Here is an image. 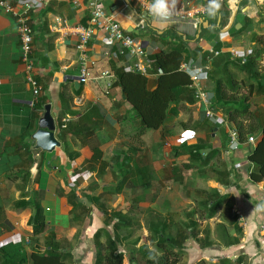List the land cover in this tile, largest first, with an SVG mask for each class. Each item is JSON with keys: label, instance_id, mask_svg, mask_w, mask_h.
Segmentation results:
<instances>
[{"label": "crops", "instance_id": "obj_1", "mask_svg": "<svg viewBox=\"0 0 264 264\" xmlns=\"http://www.w3.org/2000/svg\"><path fill=\"white\" fill-rule=\"evenodd\" d=\"M7 1L15 4L22 0ZM30 1L33 74L42 87L33 106L17 23L0 7V264H31L34 250L44 251L51 246L67 254L66 264H79V258L80 264H94L97 242L105 245L106 233L112 239L116 237L117 251L126 254L124 264H144L133 248L148 246L154 250V231L165 226L166 230L175 211L188 207L185 212H189L199 203L197 210L201 211L203 222L210 223H195L197 238L183 243L182 256L176 264H195L200 259L219 264L223 258L234 264L240 255L245 256V264H264V182L250 180L253 165L247 158L258 134H251L255 138L252 144L240 143L229 149L227 134L235 128L217 108L214 119L205 118L196 100L181 102L176 113L168 114L158 129L139 135V120L121 88L113 85L115 77L109 87L107 78L74 84L81 56L77 39L67 28L58 27L56 20L69 26L88 24L91 0ZM218 2L219 8H212L211 0H166L167 10L176 5L205 7L206 13L196 15V27L192 21L174 16L155 19L137 0H101L99 6L119 22L125 33L143 43L149 59L157 52L181 47L183 61L196 68L207 65L199 82L211 93L214 82L208 72L213 61L221 64L226 57L239 60L221 74L231 73L240 83L247 76L240 65L254 50L261 49L258 80L264 85V0ZM211 46L219 51L218 55L208 52ZM87 51L89 71L94 77L105 69L113 74L112 68H123L126 60L117 47L109 51L100 31L88 42ZM106 51L108 54H104ZM149 63L148 60V66ZM145 76L148 87L154 88L157 71L148 67ZM261 87L263 91L253 93L251 100L253 106L259 107L264 121V86ZM245 89L242 87L241 91ZM40 98H45L41 109L35 107ZM46 105L51 108L61 140L60 147L52 151L36 148L32 138ZM196 144L200 145L202 156L212 149L220 152L202 165L191 155ZM96 150L100 157L92 159ZM101 161L108 164L102 167ZM98 168L116 175V189L105 192L110 186L104 179L94 177ZM210 168L206 180L199 177ZM194 170H199L195 179L211 190L210 195L205 196L206 190L191 185L189 177ZM130 183L129 194L134 203L127 209L124 199L129 198L125 194L119 197ZM141 193H148L149 210L144 211L155 220L146 226L140 219L144 215ZM115 195L118 200L110 204ZM218 195L226 197L224 203L215 210L209 209ZM72 202H82L90 209L88 214L78 216V210L72 211ZM228 202L232 203L230 209ZM35 205L45 223L37 236L32 235L31 224ZM115 212L126 214L132 223L128 227L122 223L114 229L118 220L113 216ZM159 213L164 216L161 220ZM228 214L235 216V223L225 219ZM198 218L195 212L194 221L201 222ZM186 221L189 218L180 223ZM215 223L223 228V235L218 234V238ZM102 229L105 231L99 233L96 241L95 234ZM206 231L209 244L203 245L201 238ZM148 233L151 240L148 238L146 243Z\"/></svg>", "mask_w": 264, "mask_h": 264}, {"label": "trees", "instance_id": "obj_2", "mask_svg": "<svg viewBox=\"0 0 264 264\" xmlns=\"http://www.w3.org/2000/svg\"><path fill=\"white\" fill-rule=\"evenodd\" d=\"M181 47H175L167 51H160L152 55L149 59V67L152 70L157 71L161 69V73H158L156 86L154 88L148 87V78L137 71H127L122 67L112 68L114 81L113 85H118L121 88L122 95L126 101H128L133 110L134 116L139 120L137 128L138 134L141 135L149 129H158L165 121L168 114L176 113V110L181 102L187 101L193 103L197 100L194 94V89L190 86L191 79L188 73L180 68V64L183 60V53ZM261 49L254 50L246 60L240 65V68L246 72V77H243L241 82L238 83L231 73H224L227 70L229 64L233 62H239V60L226 57L221 64L212 62L209 77L214 82L213 89V108L220 110L226 118V121L231 124L238 131V139L241 143H245L248 136L251 134H258L255 144L250 148L248 153V161L253 165V168L249 172V178L253 182H264V121L260 118L259 107L252 105L251 95L253 93H259L263 91L258 80V67L257 61L261 57ZM253 79V80H251ZM264 84V83H263ZM245 87V91H241V88ZM64 93L61 91L60 96ZM45 98H40L36 103V108H43ZM61 135L63 131L60 125ZM200 145L196 144L192 147L191 155L195 160L201 161L202 165H206L210 158L219 154L218 149H212L208 152L207 156L199 151ZM92 159L100 157L98 150L94 151ZM108 163L101 161V166H106ZM130 170H125L128 173ZM130 173V172H129ZM124 179H121V181ZM118 189V188H117ZM111 189H105V192H109ZM226 197L216 196V201L210 204L209 209L215 210V208L221 206ZM72 211L78 210V216L88 214L89 208L83 205L82 202H72ZM232 203H227V208L230 209ZM133 211V208H130ZM211 214V213H210ZM193 217L194 212H191ZM117 221L114 222V229L124 223V226L128 227V224L132 223V220L127 218L120 212L113 214ZM127 219H125V218ZM191 216L189 221L178 223L174 235H165L164 229L154 231L153 238L156 241L152 244L155 249L150 250L148 246H144V252L139 255L145 264H176L178 261L179 253H182L183 243L191 237L197 238V229L194 219ZM124 219V220H123ZM231 220H235V216L231 215ZM31 224L33 227L32 235L37 236L42 233L45 228L43 216L40 212L38 205L34 207V214L31 218ZM237 231L238 228H236ZM105 231L100 230L95 234L96 241L99 237V233ZM208 231L205 232V236L201 238L202 244L209 242ZM107 234V240L105 245L97 242L96 256L94 264H124L126 254L117 251L116 237L111 238L109 233ZM132 231L130 232V236ZM237 242L238 238H234ZM201 245V243H200ZM201 245V246H203ZM102 248L106 249L102 252ZM157 252L160 255L157 256ZM178 254V255H177ZM173 255V258L170 256ZM31 264H66L67 254H64L54 247H50L42 250H34L30 254ZM242 257L239 256L234 264H241ZM195 264H210L204 259H200ZM219 264H228V260L223 258L219 261Z\"/></svg>", "mask_w": 264, "mask_h": 264}, {"label": "built area", "instance_id": "obj_3", "mask_svg": "<svg viewBox=\"0 0 264 264\" xmlns=\"http://www.w3.org/2000/svg\"><path fill=\"white\" fill-rule=\"evenodd\" d=\"M101 0L90 1V17L88 24H76L69 26L65 21L57 19L56 23L58 27L67 28L68 32L74 35L77 39L76 48L80 51L79 60V75L77 76L80 83H85L90 79L107 78L109 83L107 87L111 86L113 74L110 70H102L98 76H92L90 73V67L88 62V42L94 36L96 31L102 32L105 43L110 51L114 47H117L126 60L123 66L124 70L137 71L143 75H148V60L144 45L141 41L135 39L131 35L125 33L119 24L112 16L108 15L102 7L99 6ZM143 4L147 12L158 19L159 17H175L179 20H190L192 25L196 27V15L206 13V9L203 6H191L189 8L174 6L170 10L164 13H156L152 11V6L155 3L154 0H137ZM0 7L10 14L17 23V29L20 39L21 47V59L25 66L26 78L31 86L33 99L30 105L33 106L37 101V98L42 91L41 85L36 80L33 69L34 61L31 59L32 52V30L29 23L30 12L33 8L30 0L17 1L15 4H11L7 0H0ZM208 52L212 55H218L219 51L215 50L213 46L208 49ZM104 54H108L106 51ZM180 68L187 72L191 79V87L194 89L195 97L205 118L214 119L216 117V110L212 106L213 94L203 84H200L201 74L203 69H208L207 65L196 68L195 65L190 64L187 61H183L180 64ZM157 73H161V69L157 70ZM228 148L234 149L241 143L238 139V134L235 129L228 131ZM255 138L253 135H249L245 142L252 144ZM261 231L264 233V217L261 221Z\"/></svg>", "mask_w": 264, "mask_h": 264}, {"label": "rangeland", "instance_id": "obj_4", "mask_svg": "<svg viewBox=\"0 0 264 264\" xmlns=\"http://www.w3.org/2000/svg\"><path fill=\"white\" fill-rule=\"evenodd\" d=\"M110 170V169H109ZM94 171H96V173H95V176L94 177H98L99 179L98 180H100V179H104V181L105 182H108L107 184L110 186L109 188L110 189H113V188H115V186L117 185V180H116V178L114 179V176L116 177V175L112 172H106L104 169H100V168H98V169H96V170H94ZM108 171V170H107ZM199 170H194L193 171V174H191V176H192V178H190L189 176V179H191V185L193 186V187H195V188H198V189H201V190H206L207 188H205V187H202V185H200L199 184V181L198 180H196L195 179V176H197V172H198ZM200 174V173H199ZM210 174H211V168L210 169H208V171H205V173L204 174H200L199 175V177H203L205 180H206V177H208V176H210ZM188 179V180H189ZM204 180V181H205ZM92 181H93V176H92ZM94 182V181H93ZM131 183H130V185H128L127 187H125V189H124V192L121 194V196L119 197V198H121V197H124V194H125V196L126 197H128L129 199H124V201H125V205L127 206V209L129 208V206H130V204L131 203H134V201H133V199H132V196L130 195L131 194V192H130V188L129 187H131ZM116 189V188H115ZM211 191V190H210ZM210 191H203V193H206V195L205 194H203V195H205V196H207L208 194L210 195ZM145 192V191H144ZM130 193V194H129ZM148 194V193H147ZM147 194H142L141 193V198H142V200H143V202H144V204H142L143 205V211H144V209L146 208V210H149V207H147V205H148V195ZM203 197V196H202ZM118 198V196L117 195H115L114 196V198H113V200L110 202V204H113L114 202H116V200H118L117 199ZM209 198V197H208ZM145 203H147V204H145ZM103 204H104V202H103ZM109 206H111V205H109ZM190 206V205H189ZM199 207H200V203L197 205V206H195V208H196V210H195V208H192L191 209V211H189V212H185L186 211V209L188 208H181V209H179V210H177V211H175L173 214H172V216H170V219H171V222H170V224L168 225V228L165 230V235H174V233H175V230H176V225L178 224V223H180V221H181V219H184V218H189L190 216L192 217V215H191V212H194V215H195V212L197 213V215H199V220L201 221V222H199V221H194L197 225H200V223H201V225L202 226H208V224L210 223V220H207L206 222H203V218H202V216H201V211H199V210H197V209H199ZM185 212V213H184ZM148 213V211H144V215L142 216V217H140V219L142 220V222H143V224H144V226H146V225H148L149 224V222L150 221H155L154 219H152V217H150L149 216V214H147ZM183 213H184V215H183ZM228 213V212H227ZM160 215V217H158V220H161L162 218H164V216L162 215V213H159ZM186 215V216H185ZM194 215H193V217L192 218H194ZM222 219V218H221ZM225 219L227 220H230L231 219V216H229V214H228V216L227 217H225ZM212 221H213V219H212ZM166 222V221H165ZM233 223H235V220L233 221ZM221 224L220 223H215V228H216V230H217V233H216V237L218 238V234H220V235H223L222 234V232H223V228L220 226ZM215 233V232H214ZM236 234H238V233H236ZM262 235L264 236V233H262ZM209 236H211V234L209 235ZM145 237V236H144ZM150 239V233H148V237H147V239L146 240H144L146 243H149V239ZM226 238V237H225ZM151 240V239H150ZM155 248V247H154ZM131 249V248H130ZM133 249H135V250H137L138 252L137 253H139V255H142L143 254V252L145 251L144 250V247L142 246L141 248H136V247H134ZM136 253V254H137ZM178 255V254H177ZM179 257H181L182 255L179 253V255H178ZM241 257H242V260H243V262H244V264H245V262H247V260H246V258H244L245 256L244 255H240ZM171 258H173V255L172 256H170ZM183 259V258H182ZM237 260V259H236ZM78 263L80 264V258H79V261H78ZM210 264H217V263H215V262H209ZM145 264V263H144Z\"/></svg>", "mask_w": 264, "mask_h": 264}, {"label": "water", "instance_id": "obj_5", "mask_svg": "<svg viewBox=\"0 0 264 264\" xmlns=\"http://www.w3.org/2000/svg\"><path fill=\"white\" fill-rule=\"evenodd\" d=\"M74 84H79L78 77L74 78ZM32 138L35 147L45 151H52L56 147H60L61 140L49 105L45 106L43 115L38 119L37 129L33 133Z\"/></svg>", "mask_w": 264, "mask_h": 264}, {"label": "clouds", "instance_id": "obj_6", "mask_svg": "<svg viewBox=\"0 0 264 264\" xmlns=\"http://www.w3.org/2000/svg\"><path fill=\"white\" fill-rule=\"evenodd\" d=\"M212 8H219L218 0H211ZM152 11L156 13H164L167 11L166 0H155L152 6Z\"/></svg>", "mask_w": 264, "mask_h": 264}]
</instances>
